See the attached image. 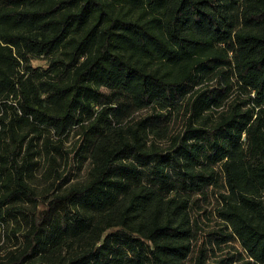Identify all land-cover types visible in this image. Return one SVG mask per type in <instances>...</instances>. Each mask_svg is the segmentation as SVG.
I'll use <instances>...</instances> for the list:
<instances>
[{
	"label": "trees",
	"instance_id": "16d2710c",
	"mask_svg": "<svg viewBox=\"0 0 264 264\" xmlns=\"http://www.w3.org/2000/svg\"><path fill=\"white\" fill-rule=\"evenodd\" d=\"M29 127L59 143L82 128L91 163L40 208L18 158ZM220 184L221 218L264 264V0H0V217L27 223L0 264H185L168 196Z\"/></svg>",
	"mask_w": 264,
	"mask_h": 264
},
{
	"label": "rangeland",
	"instance_id": "374dc122",
	"mask_svg": "<svg viewBox=\"0 0 264 264\" xmlns=\"http://www.w3.org/2000/svg\"><path fill=\"white\" fill-rule=\"evenodd\" d=\"M32 64L46 67L47 61L43 57L34 58ZM220 85L219 78L205 79L203 83L195 85L194 90L218 89ZM239 91V88L235 87L232 95L226 99V105L228 101L236 97ZM9 100L11 103L16 102L12 96ZM150 113L141 111L135 115V119ZM187 115H184V109L173 113L168 121L171 133L183 131ZM22 134L25 135V138L20 145L18 144L21 147L18 158L20 163L27 161L26 181L37 194V208L41 207L40 201L43 199V194L51 195L59 187L58 185L62 184V188H65L87 181L91 163L88 151L84 146L82 128L72 129L60 143L56 135L50 134L44 129L33 131V128L29 127L23 130ZM46 137L51 139L53 144L59 145L61 151L58 152L47 147L45 145ZM154 139L158 140L159 138L154 137ZM8 142V147L14 146V141L11 138H8ZM160 143L165 144L166 141H160ZM220 183H223L222 178ZM221 184L210 186L202 193L176 192L168 196L171 208L178 209L184 215V220L179 218L178 221L183 223L186 221L191 228L190 252L185 264H194L201 251L207 264H253L249 262L251 260L239 240L232 235L231 228L218 212L221 207L220 195L226 192ZM22 203L30 207L34 205L30 201ZM26 228V220L20 216L18 222H15L13 218L5 217L3 219L0 217V260L5 259L11 251L20 247Z\"/></svg>",
	"mask_w": 264,
	"mask_h": 264
}]
</instances>
